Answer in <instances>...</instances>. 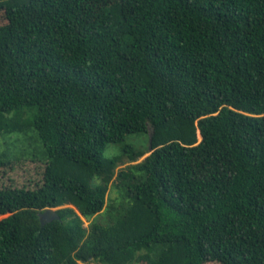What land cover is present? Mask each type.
<instances>
[{"label": "trees", "instance_id": "obj_1", "mask_svg": "<svg viewBox=\"0 0 264 264\" xmlns=\"http://www.w3.org/2000/svg\"><path fill=\"white\" fill-rule=\"evenodd\" d=\"M0 12V134L44 163L0 188V264H264V0Z\"/></svg>", "mask_w": 264, "mask_h": 264}, {"label": "rangeland", "instance_id": "obj_2", "mask_svg": "<svg viewBox=\"0 0 264 264\" xmlns=\"http://www.w3.org/2000/svg\"><path fill=\"white\" fill-rule=\"evenodd\" d=\"M111 13L114 17L117 15V12L111 11ZM13 141L18 144L16 147L11 146ZM125 142H132L136 149H143V147L149 146V133L143 132L138 134H129L126 136ZM22 148L24 149L21 142L16 140V138H13L12 135L0 134V154L6 153L8 157L6 159V163L0 165V188L22 187L26 189H32L42 182L44 163L38 158H32L30 155L23 153ZM17 149L20 150L18 151ZM28 149H31V147L28 146ZM117 150L118 145L110 143L105 149L104 154L110 156L116 153ZM108 195L117 196V190L113 187H110ZM90 220L84 219V225L86 226ZM80 264H82V262ZM85 264L102 263L89 261ZM140 264L144 263L140 262ZM204 264L220 263L217 261H207Z\"/></svg>", "mask_w": 264, "mask_h": 264}, {"label": "water", "instance_id": "obj_3", "mask_svg": "<svg viewBox=\"0 0 264 264\" xmlns=\"http://www.w3.org/2000/svg\"><path fill=\"white\" fill-rule=\"evenodd\" d=\"M149 148L151 149V145L149 144ZM58 215L55 211V208L48 207L43 212L40 213L41 220L45 219L47 221L52 220L53 218H57Z\"/></svg>", "mask_w": 264, "mask_h": 264}]
</instances>
